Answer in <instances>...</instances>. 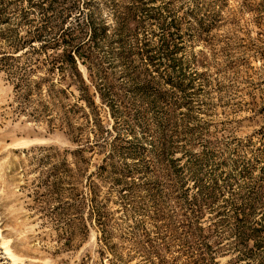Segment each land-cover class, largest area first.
Segmentation results:
<instances>
[{"label": "rangeland", "instance_id": "obj_1", "mask_svg": "<svg viewBox=\"0 0 264 264\" xmlns=\"http://www.w3.org/2000/svg\"><path fill=\"white\" fill-rule=\"evenodd\" d=\"M0 264H264V0H0Z\"/></svg>", "mask_w": 264, "mask_h": 264}, {"label": "trees", "instance_id": "obj_2", "mask_svg": "<svg viewBox=\"0 0 264 264\" xmlns=\"http://www.w3.org/2000/svg\"><path fill=\"white\" fill-rule=\"evenodd\" d=\"M72 49H74V48L71 47L70 49L64 50L63 61L72 62V63L76 64L75 53H73L74 51Z\"/></svg>", "mask_w": 264, "mask_h": 264}]
</instances>
